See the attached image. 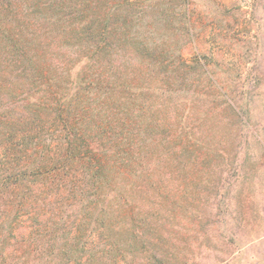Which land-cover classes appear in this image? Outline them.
<instances>
[{"label":"rangeland","instance_id":"rangeland-1","mask_svg":"<svg viewBox=\"0 0 264 264\" xmlns=\"http://www.w3.org/2000/svg\"><path fill=\"white\" fill-rule=\"evenodd\" d=\"M35 20L51 22L59 65L69 64L75 44L106 45L97 60L117 68L120 112L131 96L144 114L122 116L108 135L149 119L146 136L165 144L151 170H130L123 157L122 170L101 173L97 220L116 232L114 247L103 244L107 226L83 221L77 249L74 218L60 224L62 206L40 194L26 199L19 170H0V264H229V233L243 229L245 215L251 232L264 229V0H0V96L24 119L47 94L37 90L31 101L21 92L33 67L20 77L9 46L28 30L46 39ZM39 116L57 152L64 135L50 111ZM95 132L85 136L93 153L103 140Z\"/></svg>","mask_w":264,"mask_h":264},{"label":"trees","instance_id":"trees-1","mask_svg":"<svg viewBox=\"0 0 264 264\" xmlns=\"http://www.w3.org/2000/svg\"><path fill=\"white\" fill-rule=\"evenodd\" d=\"M35 23L40 24L38 29L44 32L47 38H42V41L33 31L37 35L34 39L33 32L25 31L23 42L14 41L16 43L10 44L9 51L16 56L17 60L14 63L13 60L11 62L16 65L20 77L28 75L30 65L33 67L30 75L31 84L25 86L27 87L25 91H20L31 101L37 90L43 92L47 94L44 96L46 104H42L44 100H39L40 102L37 100L42 106L34 108L28 105L25 109L29 111L30 118L24 119L21 115H17L19 111L10 107V100H1L0 96V170L5 172L19 170L21 181L26 186V199L32 197L28 195L40 194L37 197L39 201L44 196L43 200H54L62 206L60 224L66 225L64 218L67 215L74 218L72 234H74L73 242L77 249L80 248L79 245L84 239L82 233L85 227L81 229L83 221L85 225L88 222V225L107 226L104 231L108 236L104 234L103 244L105 247H114L116 232L109 230L108 223L106 225V222L97 220L99 212H102L99 209L101 198L105 197L102 195V188L107 186V180L102 179L104 174L101 173L109 170L110 165L116 167L123 157L129 158L125 160V165L127 168L130 167V170L138 166L141 168V165L145 166V170H151L150 159L155 154L159 155L160 151L156 146L164 145L165 140H154L146 136L154 127L148 122L149 117L145 118L147 119L145 124H143L144 121L140 122L141 128L138 130L131 128L126 132L123 127L119 130V136L108 135L107 130L120 124L123 121L122 116L132 117L134 112V119L138 121V118L144 114L141 111L142 107L136 103L137 100H132L131 96L125 99L126 102L122 106L124 112H120L121 106L118 108V102L113 99V94L123 93V89L119 86L117 68L113 71L114 62L109 64L107 61L101 63L97 60L99 54L107 49L106 45L75 44L77 47L74 48L79 53L75 51L76 54L72 55L69 64L63 63L60 66L56 62L55 46V49L51 50V45L48 44L52 39H56L54 35L56 32L53 31L51 22L35 20ZM104 31L106 30L102 29L100 35L109 32ZM79 32L86 31L80 28ZM59 48L69 50L67 43H61ZM80 53L82 56L77 58ZM39 61L43 65L40 69ZM64 73L65 80L58 77L59 75L63 77ZM2 85L0 80V90ZM40 86L44 88L37 89ZM49 103L54 107L50 109ZM147 105L148 102H145L143 108ZM44 110L50 111L53 115L50 125L64 135L57 140L60 145L57 152H54L51 135H47L49 122L47 123L39 116V113ZM155 127L164 128V124L159 120ZM143 128L144 132L141 135L140 131ZM92 130H96L95 135L103 139L101 145L96 139L94 140L97 141V146L99 145V150L95 149L97 153L92 152L90 142L85 144L87 132H89V141L93 139L94 133H90ZM103 132L107 134L106 137L101 136ZM115 170L122 169L116 167Z\"/></svg>","mask_w":264,"mask_h":264},{"label":"crops","instance_id":"crops-1","mask_svg":"<svg viewBox=\"0 0 264 264\" xmlns=\"http://www.w3.org/2000/svg\"><path fill=\"white\" fill-rule=\"evenodd\" d=\"M244 218L245 222L242 217V222L245 223L242 224L243 229L240 232L233 230L232 234L229 233V264H264L262 224L258 226V232H251L248 225L249 219L246 215Z\"/></svg>","mask_w":264,"mask_h":264}]
</instances>
